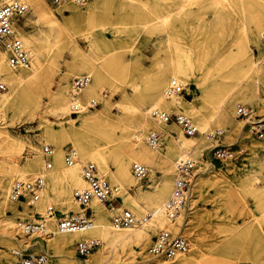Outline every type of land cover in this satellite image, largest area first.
<instances>
[{
  "label": "rangeland",
  "instance_id": "374dc122",
  "mask_svg": "<svg viewBox=\"0 0 264 264\" xmlns=\"http://www.w3.org/2000/svg\"><path fill=\"white\" fill-rule=\"evenodd\" d=\"M47 1L54 8L58 22L64 23L67 29L55 24L54 27L52 25L54 29L50 30L43 19L38 20L32 13L27 1L28 10L16 22L15 29L28 49L31 51L29 40H33L38 51L37 57L31 54V63L36 61L40 65L36 77L18 85L14 97L0 108V128L8 130L14 137L0 141V196L4 197L3 192L11 185L9 175L13 176L15 182L17 168L22 167L27 159L42 158V163L32 166L31 176L43 174L45 184L54 171H62L64 166H69L65 162V154L69 148L75 147L73 130L81 135L116 130L117 134H107L105 140L117 137L114 146H118L127 158L126 148L133 143V136L143 122L141 107L151 99L158 68L169 67L171 61L182 60L189 69L194 70L189 77V85L180 93L191 100H187L188 106L211 104L215 83L222 80L223 74L231 73L234 59L231 54L244 45L243 26L249 24L251 16L262 9L259 4L264 3L263 0H246L252 6L251 11L246 12L241 5L242 0H87L85 3L70 2L64 5ZM206 1L208 3L204 6ZM183 4H187L186 10L177 12ZM76 9L78 13L74 14ZM170 12L177 14L169 23L157 18ZM182 17H187L186 23L181 22ZM260 37L258 40L251 38L253 51L248 48L252 55H256V61L259 58ZM228 45L231 48L220 57L221 50ZM0 49L3 47L0 46ZM215 59L218 62H214ZM100 66L104 68L102 80L95 72L90 81L96 80V92L88 96L83 89L80 94L73 96L75 78L93 73L91 70L96 71ZM170 78H166L163 91ZM0 83L5 85V88L0 87V91L9 90V84L4 79L0 78ZM61 90L65 91V98ZM91 98L96 99L98 104L86 107V115L83 111L72 113L71 109L68 113H62L60 110L70 99H79L85 106ZM33 99L38 100V103L35 117L31 118L28 109L19 105ZM243 100L241 97L233 101L229 123L214 121L206 133L201 127L207 121L198 122L191 113H187V105L181 104L178 109L160 108L169 114L185 113L201 128L192 137L197 144H203L202 148L195 145L189 154L195 158L201 177L191 184L194 204L189 212L186 211L188 206L183 210L180 228L177 229L174 224L177 220L172 222L168 219L165 226L159 227L151 217V224L149 222L139 227V230L145 229L139 245L134 242L123 249L120 244L107 246L99 232L81 235L72 243L61 246L56 242L58 234H53L55 230L51 226L53 221L58 228L59 217L76 216L85 210L89 216L91 213L94 222L110 219L112 224L113 215L124 208L131 209L139 216L147 215L154 208L152 199L160 195L164 170L170 172L168 177L171 185L164 197V200H168L173 190L175 165L179 157L176 154L170 158V169L164 159H167L173 141L181 138V135H188L172 115L168 122L158 118L149 121L139 146L151 152L152 160L146 157L145 161H137L129 156L130 176L123 180L124 184L114 174L115 163L110 156L106 157L104 164L109 173L103 174L95 157L78 150L81 173L83 164L94 161L100 175L122 188L112 201L102 203L100 214L90 206L91 201L87 206L79 204L74 192L80 187L74 180L64 176L60 178V187L68 196L67 201L72 199L74 205L64 209L60 204L62 201L54 199L50 204L56 209L53 219L47 216L46 203L44 212H40L27 206V202L9 199L4 204L0 198V264H18L19 256L14 251L18 248H24L26 250L22 251L30 254L46 252L49 264H150L154 261L164 264L173 258L152 256L148 250L154 236L163 228L189 237L190 248L182 253L193 252L191 264H264V138H258L246 118L238 117L236 113L237 105L244 103L252 109L253 119L264 116V86H261L259 95L253 101ZM203 111L207 113L204 108ZM152 115L156 117L153 112ZM215 129L222 130V143L244 149L237 158L228 160L215 157L213 151L218 140L207 137V133ZM154 130L160 136L156 147L147 140ZM45 144L51 145L53 149V165L50 169H46ZM135 162L147 166L146 178L140 179L134 175ZM124 193L127 196L146 194L143 199L145 205L138 209L131 202L124 205L121 198ZM17 218H46L52 233L16 238V232L9 225L15 224ZM86 237L98 238L101 243L91 253L82 255L76 243Z\"/></svg>",
  "mask_w": 264,
  "mask_h": 264
},
{
  "label": "bare ground",
  "instance_id": "6f19581e",
  "mask_svg": "<svg viewBox=\"0 0 264 264\" xmlns=\"http://www.w3.org/2000/svg\"><path fill=\"white\" fill-rule=\"evenodd\" d=\"M0 1H1L0 3H5V2H11L14 0H0ZM17 1H21L24 3H26L25 1H27L32 7V13L37 17L38 20L43 19L44 22L47 23L50 30L54 29L53 27L55 24L59 27H64L67 29L64 23L58 22L57 20L58 17L56 16V12L54 11V8L50 5L48 1L47 2H45V0H25V1L17 0ZM95 1H99V0H95ZM70 2L78 4L77 2H74V1H68V2H65L64 4L70 3ZM28 3L26 4L28 5ZM207 3L208 2L206 1L203 3V5L205 6ZM209 3H211V1H209ZM241 5L246 12L251 11L252 9V6L249 5V1L242 0ZM259 6L262 9H259L256 13H254L251 16L250 22L247 26H243L242 30L244 33V39H243L244 45L239 46L236 50L233 51V54H231L234 58L232 68H231L232 70H230L231 73L229 72L228 74H223L221 77L222 80H219L215 83V95L213 96V100L211 104H207V105L204 104L201 106H198V105L188 106L187 100L190 102L191 100L186 99L182 94L178 93V94L168 96L166 94L167 87L163 91V88L166 85V78L168 76H171V78L178 77L185 83V85H189V81H190L189 77H191V75H193L194 73L193 72L194 70L189 69L188 65L183 63L182 60L171 61L169 67L158 68V74L156 76V80L153 85L151 99L148 103H146L148 105L144 104L143 107H141L143 122L138 126V131L133 136L134 138L133 143L130 144L126 148V152L128 154L127 158L123 156L122 151L119 150L120 148L118 146H114L115 144L114 142L118 139L117 137L111 140H105L106 139L105 136H107V134H110L111 136L112 135L114 136L115 134H117L116 130L114 129L103 130V133H100V134H87V135H81L80 133L75 132L73 130L74 134L72 135V139L74 141V146H75L74 148L79 151H82L86 155L89 154L88 155L89 157L91 156L95 157V159L98 161L100 173H103V174L109 173L108 169L104 168V164L106 162V157L110 156V158H112L115 163L116 170L114 171V174L119 177L121 184H124L123 180L129 179V176H130V165H129L130 157L137 161H145L146 157L149 160H152L151 152H149L146 148L139 146V143L144 139V133L146 132L145 130L148 126L149 121L152 119L153 120L155 119L156 121L158 118L162 122H168L165 120H161L158 116L154 117L152 115V112L154 114V110H157V109L161 110L160 109L161 107L178 109L179 108L178 106L181 104L187 105V109H186L187 113H191V115L198 122L207 121L205 126L201 127V128H204L203 133H206V131H208V129L211 126V123L214 121L219 122L220 124L229 123L231 120L230 112L232 110L230 107L232 106L233 101L236 98L243 97L244 99L243 101L251 102L255 99L256 95L257 96L259 95L261 86L262 85L264 86V66H263L264 63L261 60L260 46H259V51H258L259 58H257V61H256V55L254 53L252 55V53H250V50L248 49L250 48L251 51H253V48L250 46V40L253 37H255L258 40L262 29H264V3L259 4ZM186 7H187V4H183L181 6V9H179L177 12L183 13L186 10ZM75 13H78L77 9L74 11V14ZM175 13L170 12V13H167L157 18H161V20L164 23H169L172 21L173 17L176 16L177 13L176 14ZM187 17L185 18L182 17L181 22L186 23ZM29 41H30V47H31V52H32L31 54L34 55V57H37L38 51L36 49V46L33 45V40H29ZM230 48L231 47L228 45L226 46L225 49H222L221 50L222 53L220 52V57L223 56V54H225L226 52H228ZM7 55H8V51L5 48L0 49V78L4 79L9 84V90L0 91V108H2V106L6 102H8L14 97L15 95L14 92L18 85H21L24 82L26 83L31 78L36 77L38 70H39V65H40V64L35 63L36 62L35 61L32 63L30 62L31 64H29L26 67L21 66L22 68L16 69L17 67L11 66L10 63L8 62ZM215 61L218 62L217 59H215L214 62ZM76 67H81V65H76ZM103 70H104L103 66H100V69H97L96 71L91 70L93 73H88V74H91L92 76L96 72V75L100 76V80H102L101 76L103 75L102 73ZM96 84H97L96 80H94V82L92 83L91 82L88 83L83 88L85 91L84 94L89 96L95 93L97 90ZM83 89L81 90V92L83 91ZM61 91H63L61 92V95L63 96V98H65L66 97L65 91L64 90H61ZM81 92H79V94ZM37 103H38V100L33 99V100H30L27 104L25 102H23L22 104L20 103L19 107L28 109L29 115L32 116L31 118H33L35 117ZM75 104L82 105L79 99H76L75 101L74 100L72 101L70 99L67 103L62 105L60 110L62 113H68L72 109V105H75ZM203 108L207 110V113H205V111H203L204 113L202 112ZM80 111H83L82 113L84 115L88 114L86 107H84ZM181 114H185V113H181ZM201 128L198 126L199 131ZM50 130L51 129L48 128L49 132ZM219 130L222 131L221 129ZM10 138H14V137L11 136L9 131L6 129L0 128V141L2 140L8 141L10 140ZM12 141L14 142V144L18 145V143H16L14 139H12ZM195 145L202 148L203 144L201 143L197 144V142H194L192 135H189V134L181 135V138L173 141L172 145L169 147L167 159H164L165 165L167 167L169 166V169H170V164H171L170 158H173V155L178 154L179 158L189 156L190 151L193 149L192 147H194ZM18 147H20V145H18ZM52 156H53V149H52ZM202 162L204 163L206 161H202ZM38 163H42L41 157L27 159L22 167L17 168L16 176L14 177L17 178V180L35 178L34 176H31L33 174L31 170H32V166ZM78 164L79 163L69 165V166H64L63 169H61L62 171H54V173L50 176L49 182L44 185L41 191V198L34 204L27 203L28 204L27 206L30 205L29 207H32L34 210L44 212L45 210L44 207L46 206L45 203L47 204V206H49L54 199L61 200L62 203L60 204L62 205L64 209L72 204L74 205V201L71 198H70L71 201H67L68 196L64 194L63 189L60 187V178L64 176L65 178L74 180L76 184L78 185V187H80V189H83L84 186L87 185V180L84 178L83 174L81 173L80 166ZM199 171H200L199 169L195 168L194 173L192 175L191 184L195 179L198 180L201 177L199 176L200 174ZM169 174L170 172L168 173V170H164V174H163L164 176L162 179L163 185L160 187V195L155 197L151 201L154 204L153 211H149L147 215L140 216V217H147L148 215H151L147 220L143 221L141 224H138L132 227H122V226H117L114 223L112 224L110 219H107L104 222L103 221L94 222L93 218L91 217V213H90V216L88 215L92 220L91 222L92 225L90 227H87L84 229H77L73 232H60L58 228L54 226V222L52 221L51 226L55 230L53 234L54 233L58 234V238L56 239V242L60 244L61 246H66L69 243H72V241H74L77 237L81 235H85L87 233L89 234V233L99 232L101 240H103L104 243H106V245L109 247H112L116 244H120L123 247V249H125L127 246H130L134 242L139 245V241L142 235L145 233V229L139 230V227L140 226L143 227L144 225L148 224L150 222L149 220H151V217L154 218V223L159 227L165 226L166 219L173 222V220H170L167 217V213H166V201L167 200H164V197H166V195L168 194V191L171 185L170 179L168 177ZM9 178H10L11 185L6 189V192H3L5 197L3 195L0 196L1 202L4 204L8 203L9 199H11L10 191H11L12 184L14 181H13L12 175H9ZM76 189H79V188H76ZM192 190L193 189L191 188V185H190V191H189L190 196H188L186 204L183 208L184 210L185 207L188 206V209H186V211L188 212L192 208V204H194V197H193ZM121 191H122V188L120 189V192ZM8 193H9V196H8ZM121 198H122L124 205H127V202L129 203L131 202L133 203V205H135L134 207L138 209L141 206L145 205L143 199L146 198V194H140L139 196H136V195L127 196L126 193H124ZM90 201H91L90 206L93 209H95V212H98V214H100L103 210V204L99 202L97 199H91ZM89 202L87 203V205L89 204ZM183 210L177 216L176 218L177 221L174 222L177 229L181 227L182 219L180 218L183 215L182 214ZM85 213H88V211L85 210L84 212H81L77 215H83ZM184 214H186V212ZM9 228H12V231L16 232V235H15L16 238H20L21 236L26 235V234L21 233L16 228V223L15 224L11 223L9 225ZM45 237H49V236H45ZM28 245L30 244L28 243ZM33 245L34 244H32V246ZM15 250L25 251L26 249L18 248ZM192 255H193V252L189 254L179 253L178 255L173 257L172 261L167 260L164 262V264H191ZM82 264H86V263L84 262ZM119 264H123V263H119Z\"/></svg>",
  "mask_w": 264,
  "mask_h": 264
},
{
  "label": "built area",
  "instance_id": "2783aa9c",
  "mask_svg": "<svg viewBox=\"0 0 264 264\" xmlns=\"http://www.w3.org/2000/svg\"><path fill=\"white\" fill-rule=\"evenodd\" d=\"M53 4L61 5L68 1L77 3H85L87 0H49ZM28 5L21 1H11L0 4V46L5 48L8 55V62L11 66L21 67L28 66L31 62V51L25 45L24 41L17 32L16 22L27 10ZM261 60L264 63V29L260 37ZM91 74L79 75L75 78L72 87V95L76 96L91 81ZM1 88H5L0 83ZM185 83L178 77H172L166 88L168 96L181 93L185 90ZM96 99L91 98L89 103L72 105V113H79L84 107H93L97 105ZM252 109L249 105L239 103L236 108L238 117L246 118L250 125V129L258 138H264V116L252 118ZM154 115L162 120H170L172 115L176 117L177 122L181 125L185 133L189 135L197 134L199 129L194 120L185 114H169L165 110H154ZM222 131L215 129L207 133V137L217 139L218 144L214 147V155L218 159H235L243 152V148L236 149L233 145L222 143L220 135ZM148 142L156 147L160 142L159 133L154 130L148 136ZM44 154L46 157V169L52 167V148L51 145H44ZM79 152L75 148H69L65 154V162L68 165L79 163ZM196 168L195 159L186 156L180 157L176 161L175 178L172 194L166 202V213L170 220H176L177 216L183 210L189 196L192 175ZM135 175L140 178H146L148 169L142 163L135 162L133 164ZM82 173L87 180L88 185L83 189H76L74 196L80 205L86 206L91 199H97L101 203H107L113 200V197L120 192V186L112 184L104 176L98 172V166L93 161H88L82 166ZM45 185V177L43 174L37 175L33 179H18L11 188L10 197L12 200H20L29 204H34L41 198V191ZM91 210V208H89ZM47 216L50 218L56 212L54 205L47 207ZM147 217H140L131 209L124 208L113 216V223L117 226L132 227L141 224L147 220ZM92 220L88 213L76 216H61L58 218V230L60 232H73L77 229H84L92 225ZM16 228L23 234H42L49 235L52 232L48 226V220H33L30 218H17ZM100 240L95 237L80 238L77 243V250L82 255H87L99 245ZM191 242L189 237L183 233H174L168 228L161 229L153 238L149 246V253L156 257L173 258L179 253L185 252L190 248ZM19 256L18 264H48L49 255L46 252L35 254L24 253L22 250H15ZM113 264V263H110ZM150 264H158L151 262Z\"/></svg>",
  "mask_w": 264,
  "mask_h": 264
}]
</instances>
